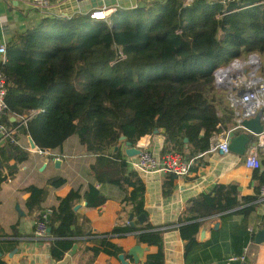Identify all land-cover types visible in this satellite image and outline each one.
I'll return each instance as SVG.
<instances>
[{"label":"trees","instance_id":"1","mask_svg":"<svg viewBox=\"0 0 264 264\" xmlns=\"http://www.w3.org/2000/svg\"><path fill=\"white\" fill-rule=\"evenodd\" d=\"M6 45L7 61H0V70L7 77L9 109L21 122L10 123L6 116L1 121L16 127L15 140L19 132L55 150L77 135L81 144L92 148L98 140L117 143L121 134L131 139L163 129L160 153L190 159L210 149L219 132L218 111L212 107L228 106L226 93L215 85V70L251 53L264 60V0L227 5L220 0H158L118 7L110 21L86 13L47 16L15 33ZM101 48L109 52L107 61L91 66L90 58ZM120 50L126 58L119 59ZM29 158L12 138L0 143V186L13 180L19 164ZM92 174L98 182L125 192L117 224L109 232H94L90 219L75 206L84 198L87 206L99 207L107 197L92 184L84 194L72 189L51 216L48 243L54 260L88 239L94 242L89 249L95 255L111 249L118 257L125 250L113 239L134 235L139 244L158 247L144 264H166V232L179 230L186 256L200 246L198 234L207 219L232 213L248 216L261 203L258 194L240 195L234 183L217 184L191 199L176 222L155 224L146 208V183L121 152L116 159L99 155ZM177 177L165 176L164 196L172 193ZM253 177L260 184L264 170L255 168ZM65 182L61 176L48 180L53 187ZM24 190L30 193L29 214L41 210L49 191L34 184ZM123 212L133 214L134 226L125 223ZM141 214L146 215L143 222L138 220ZM261 218L264 224V215ZM0 264L9 263L0 257Z\"/></svg>","mask_w":264,"mask_h":264},{"label":"crops","instance_id":"2","mask_svg":"<svg viewBox=\"0 0 264 264\" xmlns=\"http://www.w3.org/2000/svg\"><path fill=\"white\" fill-rule=\"evenodd\" d=\"M155 1L158 0H138V3L152 5ZM75 6L78 7V3H75ZM43 18V13L32 9L24 0H0V45L6 44L15 33L35 26ZM218 115L219 132L214 135L213 143L220 140L224 132L233 127L235 121L233 110L231 113L229 107L219 109ZM160 131L161 133L157 135L135 134L129 139L132 141V148L137 151L136 149L148 146L161 154L164 130ZM17 139L24 146L30 142V135L18 132ZM128 148L126 141L120 140L117 143L98 140L92 148H88L81 144L77 135H73L61 148L54 150L52 157L31 154V158L20 163L16 177L0 186V257L9 264H124L113 255L111 249L95 255L89 249L94 246L90 239L75 243L59 260H54L50 254L48 240H36L33 234L35 222L43 209L56 207L59 199L72 189L84 194L91 184L107 197L106 202L93 208L87 206L85 199L82 198L76 204L75 210L90 219L94 232L111 231L117 224L125 192L115 184L98 182L92 174V165L99 155L116 159L120 152L128 160L130 159L126 153ZM263 155L264 150H261L259 153L261 170H264ZM57 159H60V162L56 163ZM184 159L191 164L189 173L178 175L174 182V190L167 196L163 195L162 185L168 173L141 174L147 186L146 208L152 223L176 222L190 205L191 199L210 192L217 184L234 183L240 195L258 194L260 181L253 177L254 169L246 166L245 154L239 155L232 151L229 154H220L207 150L201 156L198 154L190 159ZM55 176L65 178V184L60 187L49 184L48 180ZM32 184L44 187L49 194L42 204V209L29 214L26 201L30 193L24 189ZM122 215L128 220L127 212H123ZM263 215L264 203L261 202L257 211L248 216L232 213L207 219L198 234L200 246L186 256L185 241L181 238L179 230L172 229L166 232V264H242L238 260L228 261L230 257L241 254H245L247 262L251 264H264V242L259 244L255 241L256 232L264 228L261 218ZM15 226L16 229L13 228ZM113 241L120 244L125 252L139 244L134 235L116 237ZM141 246L146 249L139 262L135 263L130 259L127 264H144L148 254L158 251L157 246L144 243H141Z\"/></svg>","mask_w":264,"mask_h":264},{"label":"built area","instance_id":"3","mask_svg":"<svg viewBox=\"0 0 264 264\" xmlns=\"http://www.w3.org/2000/svg\"><path fill=\"white\" fill-rule=\"evenodd\" d=\"M13 1V0H10ZM32 9H36L44 14V17L50 16H70L75 13H86L94 20L110 21V17L118 7L131 8L139 5L138 0H24ZM192 1V0H188ZM227 5L231 2L240 0H220ZM56 3V4H55ZM78 3V7L75 6ZM63 7V9H62ZM62 11H59L61 10ZM7 45H0V61L5 63ZM120 58H126V55L120 50ZM231 68L228 74H224V70ZM261 70L263 72H261ZM215 85L218 89H223L226 93L228 106L233 110L234 125L224 132L222 138L215 143L212 142L208 152H216L220 154H229L231 132L246 133L250 136V142L245 153L246 166L250 169L259 167V153L264 150V69L263 61L258 53H251L248 58H236L228 65L219 67L214 72ZM7 77L0 70V141L7 138L20 144L14 139L16 127L11 128L7 123L1 121L2 117L6 116L10 123V114L7 103ZM262 111L263 129L258 134L246 129L243 121ZM32 113H36L33 110ZM27 119L23 120L25 122ZM164 142V140H163ZM30 154L39 155L42 157H52L54 149L51 147H40L37 144L32 146L27 142L23 146ZM206 152V151H205ZM204 152L199 153V156ZM130 169L136 170L138 173H153L160 174L175 173L177 175H185L189 173L190 162L185 160L179 153L158 154L148 146L140 148V152L135 156H130L127 160ZM258 198L264 203V181L259 184ZM54 208H45L40 212L39 218L35 222L34 239L45 241L50 238L49 224ZM126 224L130 221L126 220ZM238 260L241 263L247 261L246 255L241 254L237 257H230L229 262Z\"/></svg>","mask_w":264,"mask_h":264},{"label":"water","instance_id":"4","mask_svg":"<svg viewBox=\"0 0 264 264\" xmlns=\"http://www.w3.org/2000/svg\"><path fill=\"white\" fill-rule=\"evenodd\" d=\"M10 120L12 122H21V117L12 113V114H10ZM243 125L246 129L250 130L253 133L258 134L259 132H261L263 129L262 111L260 110V111H258V113L256 115L245 119L243 121ZM155 133H158V130H155ZM231 137H232V139L230 142V150L236 154L244 155L246 153L247 146H248L250 139H251L250 136L246 133L237 134L236 132H231ZM118 140L126 141V145L129 147L127 149L126 153L129 156H134L135 154H138L140 152V149H136L137 151H135V149L132 148V141L127 139V137L124 134H121L119 136ZM30 144L32 146L36 145L35 141L33 140V138L31 136H30ZM57 162H60V159H57L56 163ZM145 219H146L145 214H141L138 217V220L140 222H143ZM128 220L131 222V224L133 226L135 225L134 220H133V214L129 215ZM49 232H51V227H49ZM255 241L259 244L264 242V228H261L256 232ZM145 249L146 248L142 247L141 244H137L134 247H132L131 249H129V251L119 254L118 258L124 264L129 263L130 259L133 260L135 263H138L140 258L143 256ZM242 264H251V263L245 261Z\"/></svg>","mask_w":264,"mask_h":264},{"label":"rangeland","instance_id":"5","mask_svg":"<svg viewBox=\"0 0 264 264\" xmlns=\"http://www.w3.org/2000/svg\"><path fill=\"white\" fill-rule=\"evenodd\" d=\"M108 53L107 51H105L104 49H99V51L97 53L94 54V56H92L90 58V62H91V66H95V65H101L102 63H104L105 61H107L108 59ZM248 58V56H244V57H241L242 59L244 58ZM262 58V57H261ZM262 61H263V64H264V60L262 58ZM261 72H263L261 70ZM224 90H222L223 92ZM225 92V91H224ZM228 106L227 105H223L222 107H219V104L215 105L214 107H212V109L214 110H219V109H222V108H227Z\"/></svg>","mask_w":264,"mask_h":264},{"label":"bare ground","instance_id":"6","mask_svg":"<svg viewBox=\"0 0 264 264\" xmlns=\"http://www.w3.org/2000/svg\"><path fill=\"white\" fill-rule=\"evenodd\" d=\"M230 71H231V68L224 70L223 73L226 75V74H228Z\"/></svg>","mask_w":264,"mask_h":264}]
</instances>
